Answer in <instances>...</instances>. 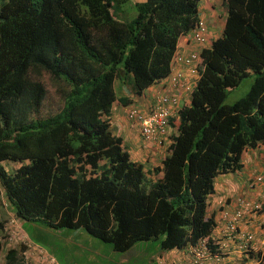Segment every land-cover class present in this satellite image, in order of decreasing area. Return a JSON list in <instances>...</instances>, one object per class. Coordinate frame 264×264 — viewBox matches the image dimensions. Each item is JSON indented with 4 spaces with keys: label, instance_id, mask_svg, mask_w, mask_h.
I'll return each mask as SVG.
<instances>
[{
    "label": "trees",
    "instance_id": "16d2710c",
    "mask_svg": "<svg viewBox=\"0 0 264 264\" xmlns=\"http://www.w3.org/2000/svg\"><path fill=\"white\" fill-rule=\"evenodd\" d=\"M199 1L0 0V189L19 219L82 228L117 252L159 237L161 250L221 252L207 215L214 179L241 172L245 151L264 145V0H222L223 30L199 50V79L160 165L134 160L107 119L116 78L139 94L169 74ZM249 74L246 94L224 103ZM5 264H23L17 249Z\"/></svg>",
    "mask_w": 264,
    "mask_h": 264
},
{
    "label": "crops",
    "instance_id": "0c3cea01",
    "mask_svg": "<svg viewBox=\"0 0 264 264\" xmlns=\"http://www.w3.org/2000/svg\"><path fill=\"white\" fill-rule=\"evenodd\" d=\"M134 1L142 2L144 0ZM198 9V21L203 20L208 29L209 40L206 44L208 46L211 45L212 40L221 35L227 14L226 7L222 0H200ZM191 35L189 31L180 38L177 44V54L189 51L199 52L202 48L201 45H198L191 39ZM176 68H182L181 63L173 64L167 76L154 82L139 94L136 93L131 79L120 81L121 86H123V93L113 105L107 118L112 132L123 137V144L126 146L131 157L134 160L148 164L147 167L161 164V160L167 153L172 137L177 131L179 115L175 114L173 116L171 124L168 126L167 134L161 137V143H147L143 140L140 129L130 124L127 118V109L129 105L134 103L143 111H148L150 105L156 101L158 96L164 93L176 92L167 83ZM196 84L195 82H191V87L188 91L182 90L177 110L189 105L191 92L196 87ZM127 97L132 98V100L124 104L123 100ZM243 163L244 166L241 170V174L243 175H238L240 184L231 177V185L226 184L227 194L223 200L210 202V205L207 207V215L213 214L215 220V226L211 235L219 245L221 252L209 255L202 260L200 259L195 264H264V212L257 213L252 209L245 210L237 222V228L234 231L228 230V219L223 214L224 212L230 214L235 212L237 209L236 201L239 197H245L257 204L264 202V145L247 149L243 154ZM255 175L263 176V182L257 184L254 181L255 184H253ZM158 176H160V173ZM214 195H217L216 192ZM248 234L252 235V239L247 243L245 235ZM251 251H255L254 253L261 251V258L255 257ZM158 258L160 259L158 263L165 262L166 264H193L194 259L191 247L185 250H161L156 259L158 260Z\"/></svg>",
    "mask_w": 264,
    "mask_h": 264
},
{
    "label": "rangeland",
    "instance_id": "374dc122",
    "mask_svg": "<svg viewBox=\"0 0 264 264\" xmlns=\"http://www.w3.org/2000/svg\"><path fill=\"white\" fill-rule=\"evenodd\" d=\"M120 12L123 18L133 17L135 14L133 4L131 2L121 4ZM253 78V74L246 75L238 86L229 89L224 103H233L245 95ZM114 90L118 99L123 93V86H121L119 78L114 80ZM48 105L53 107V98L48 99ZM12 163L14 162L5 161V166L9 172L15 169ZM238 175L243 174L239 172L234 175L216 176L214 188L217 195H214V192L209 196L211 202L223 200L227 194L226 184L231 185V177L240 184ZM257 177L258 175H255L254 178L257 184L263 182L257 181ZM239 198L251 202L245 197ZM4 203L5 198L2 196V190L0 189V264H5V254L12 248L18 250L20 261L23 264H37L35 260H40L38 255L46 256L43 262L46 261L47 257L52 256L59 264H166L165 262L158 263L160 259H156L161 251L159 244L162 237L140 241L128 251L117 252L113 250L110 243L92 237L82 228L55 230L46 227L41 219L19 220L14 211L5 206ZM251 203L257 205V203ZM225 213L232 215L224 212V216L227 215ZM236 228L235 225L234 230ZM38 264L40 263L38 262Z\"/></svg>",
    "mask_w": 264,
    "mask_h": 264
},
{
    "label": "built area",
    "instance_id": "2783aa9c",
    "mask_svg": "<svg viewBox=\"0 0 264 264\" xmlns=\"http://www.w3.org/2000/svg\"><path fill=\"white\" fill-rule=\"evenodd\" d=\"M191 39L201 45H206L208 40V30L205 22L200 20L191 32ZM175 63H181L182 68H176V70L169 77L168 84L176 90L172 93H164L157 97L156 101L150 105L148 111H143L136 105H131L127 110V118L132 126H136L140 129L143 140L147 143H161V137L167 134L169 123L175 114H178L177 107L178 101L181 96L182 90L188 91L190 89V83L196 84L199 79L201 65V57L198 51H189L187 53H178L175 59ZM185 68L183 69V67ZM196 78V80H195ZM162 88H164L162 86ZM263 176H258L257 181H262ZM237 209L232 215H225L228 219L227 228L229 231H234V227L240 220L245 210L257 208V205H253L250 201L244 198H238L236 201ZM252 235H245L246 242H250ZM193 254V263H197L202 259L207 249L204 246H194L191 249ZM40 260L37 263L40 264H59L54 257H47L43 262L45 255H38Z\"/></svg>",
    "mask_w": 264,
    "mask_h": 264
},
{
    "label": "clouds",
    "instance_id": "9594fccd",
    "mask_svg": "<svg viewBox=\"0 0 264 264\" xmlns=\"http://www.w3.org/2000/svg\"><path fill=\"white\" fill-rule=\"evenodd\" d=\"M207 30H208V29H207ZM208 40H209V38H208ZM208 40H207V43H208ZM207 43H206V44H207ZM206 46H207V45H205V46H203V47H206ZM203 47H202V48H203ZM202 48H201V49H202ZM176 56H177V55H176ZM131 105H136V106H137V104H134V103L131 104ZM131 105H129V107H130ZM127 110H128V109H127ZM178 113H179V111H178ZM171 120H172V119H171ZM170 124H171V121H170L169 125H170ZM259 176H260V175H259ZM17 219H19V218L17 217ZM19 220H21V219H19ZM18 232H20V231H18ZM231 233H232V232H231ZM197 246H199V243H198ZM207 256H208V254H207V252H206L205 256H204L202 259H204V258L207 257ZM202 259H201V260H202ZM35 261L37 262V260H35ZM37 264H38V263H37Z\"/></svg>",
    "mask_w": 264,
    "mask_h": 264
}]
</instances>
